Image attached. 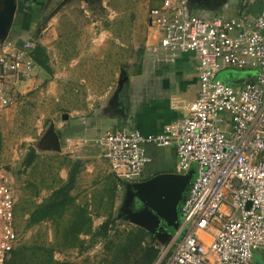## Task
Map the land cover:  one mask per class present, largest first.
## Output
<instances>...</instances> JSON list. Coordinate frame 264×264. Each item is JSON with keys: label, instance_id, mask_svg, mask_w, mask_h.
I'll use <instances>...</instances> for the list:
<instances>
[{"label": "built area", "instance_id": "built-area-1", "mask_svg": "<svg viewBox=\"0 0 264 264\" xmlns=\"http://www.w3.org/2000/svg\"><path fill=\"white\" fill-rule=\"evenodd\" d=\"M254 1L260 11L249 22L204 19L190 13L187 0H158L148 10L145 54L168 64L191 55L198 94L188 104L173 99L171 108L185 117L158 134L121 128L92 139L122 183L142 177L147 145L174 150L177 174L194 171L174 241L164 257L159 253V264H253L264 252V0ZM34 47L0 41V108L11 103L8 92L37 74ZM227 69L245 71L248 79L224 82L218 75ZM15 205L0 174V264L20 244Z\"/></svg>", "mask_w": 264, "mask_h": 264}, {"label": "rangeland", "instance_id": "rangeland-1", "mask_svg": "<svg viewBox=\"0 0 264 264\" xmlns=\"http://www.w3.org/2000/svg\"><path fill=\"white\" fill-rule=\"evenodd\" d=\"M52 1L45 3L44 7H52L47 11L45 19L40 22L42 28L40 31L38 30V33H34L33 39L30 38L29 42H35L38 34L47 28L48 22H45L49 20L48 15L50 12L57 5L63 3V0ZM70 1L71 3L66 4L65 7L70 8L75 4L73 0ZM85 1L91 11L88 12L87 16L92 23H88L86 27L79 24L83 22V19L81 14L76 11L69 15L64 34L68 36L69 41L71 40L69 38L73 39V35L78 36V34L85 35L87 39L96 38L101 44L99 50H93V46L89 42L76 46V44H71V41L65 47L64 45L59 46L58 49L62 53L60 54L62 58L59 59L56 56V48L55 50L51 48L52 43H45L43 46L48 56V65L51 66L53 72L47 74L39 67L40 75L39 77H37L38 74L35 75V78L37 77L36 89L16 100L15 98L12 100L10 96L11 103L3 107V116H1L0 121V174L6 178L15 194L17 206L15 224L20 236L19 246L29 242L38 244L53 242L54 233L51 224H41L27 228L25 221L28 214L25 211L27 207H30L31 202L32 204L40 202L49 195L51 188L58 186L62 181H66L71 162L82 164L73 195L76 196L78 205L87 208V212L92 219L93 229H96L105 221L109 212H112L114 222L111 225L112 229L109 231L111 238H114L112 234H115V232L121 233L135 227L129 223V213L124 206L125 189L109 173L110 170L104 159L101 157L69 156L62 149L64 142H62L60 136L62 129L59 127L63 122L62 117H66L70 112L69 102L77 100L75 98L78 93L69 92V84H77L80 79H83L86 82L87 90L91 92H94L95 89H97L96 92H99L109 86L116 89L122 71H124L127 78H130L133 88L138 85L140 80H143V84L145 83L142 76L149 77L152 72H159L164 69L163 64L168 63L160 60L162 56L154 59V57L146 55L145 51L144 55L140 56L147 33V12L149 8L158 5L159 2L151 0H104L103 7H99L101 1L99 3L97 0ZM191 2L194 4L191 6L192 11L190 13L204 19H212L217 16L234 19L229 17L240 14V10L238 9L237 12L236 7L239 0H190V5ZM88 19L85 20L88 22ZM96 21L100 22L97 29L94 25ZM80 28L83 31H80ZM114 40L119 41L120 45L112 43ZM17 42L18 39L15 43ZM19 42L21 43V41ZM80 53H82V57L79 61H70V58L78 57ZM68 65H71V67H68ZM71 70V74L65 76ZM171 73L167 72L166 76L171 83H174L175 80L172 79L176 77ZM245 75H247L245 71L227 69L220 72L218 78L228 82L244 78ZM35 78H32V80ZM184 79L186 77L183 74L180 80ZM155 81H158V79ZM188 86L184 89L183 85L174 84L167 89L168 92L161 93V96L176 95L187 103L192 102L199 91L196 72L194 71L188 79ZM156 87L158 88V85ZM88 94L90 93L78 94V96H86L85 98H87ZM116 96L117 91L114 90L110 100L114 102ZM191 99L193 100L189 101ZM108 111V114L116 113L113 105H110ZM178 115V119L185 117L184 113ZM173 116H177V113L174 112ZM50 125L59 135L61 150L58 152L45 149L40 145V140L44 137ZM127 127L130 128L131 126ZM31 148L38 154V159L35 161L34 166L24 169L22 161ZM152 154L153 162L149 167L156 171L155 175L176 172L177 157L174 150L171 148L153 149ZM114 184H118V187L115 189L110 211L108 203L110 192L107 190H110ZM94 203L99 205L93 206ZM178 221L180 222V219ZM175 231L168 230L169 236L157 232L167 241L166 243L155 237V235H149L146 244L156 246L161 253L160 257H162L172 245ZM81 239L88 242L90 237L81 236ZM103 245L104 241L102 240L97 241L86 250L66 249L62 252H56L54 259L70 264H104L105 258L111 260L112 257L104 251ZM257 254L264 260L263 251H259ZM159 263L160 261L155 262V264Z\"/></svg>", "mask_w": 264, "mask_h": 264}, {"label": "crops", "instance_id": "crops-1", "mask_svg": "<svg viewBox=\"0 0 264 264\" xmlns=\"http://www.w3.org/2000/svg\"><path fill=\"white\" fill-rule=\"evenodd\" d=\"M56 1L57 0H53L52 2ZM73 1L75 2L73 6H70V8H67L68 6H63L52 17H50L49 20L45 22H48L47 28H45L43 32L41 31L38 34V38L35 37V42H32L34 45H40L43 48V45L45 43H52L51 48L52 50H55L56 48V56L59 59L62 58V55H60L62 53H60L58 49L59 46L61 47L62 45H64L65 47L71 41V44H76V46L81 45L82 43L86 44L89 42V44L93 46V50H99V47L101 45L98 42L99 40H97L96 38L93 39L91 37V39H87L86 36L82 34H78V36L72 34L73 39L69 38L71 39L69 41L68 36L64 34V28L67 21L69 20V15L71 13H75L76 11L81 14V17L83 19V22L79 24H83L86 27L88 23H92L89 21L87 16L88 12L90 11V8L87 5L86 1ZM151 1L158 2V0ZM103 2L104 0H101V5L99 4V7H103ZM45 3L47 4L48 0H16V10L11 24L8 27L3 25L0 26V35L4 36V40L16 42V39H18L17 43H20L19 41H21L22 43L25 41H29L30 38L33 39L32 37L34 36V33H38V30L40 31V29L42 28L40 22L45 19L47 11H49L52 7H44L46 5ZM70 3L71 1L67 4ZM236 7L237 12L238 9L240 10V14L229 18H243L250 22L258 15L260 11L259 3L255 2L254 0H239V3ZM72 10L74 11L72 12ZM85 19H88V22ZM98 23L100 22L96 21L94 23L96 29L98 28ZM80 31H83L82 28H80ZM146 38L144 40V45L146 42ZM112 43L118 45L119 41L114 40V42ZM81 55L82 53H80L78 57L72 59L70 58V61H79L82 57ZM142 55H144V48L140 56ZM71 65H68V67H71ZM163 65V70H160L159 72H152L149 77L142 76L145 83L143 84V80H140L141 82H138L139 86L136 85L133 88L129 77L127 78L126 84H124L120 90L118 89V87L116 89H113L111 86H109L106 89H101V91L99 92H96L97 89H95L94 92H91L87 90L85 85L86 82L83 79H80L77 84H69V92H74L75 94L78 93L81 95L86 94L87 92L90 94H88L87 98H85L86 96L82 97L78 96L77 94L78 97L76 96L75 98V100H77L69 102L68 108L70 112L66 115V117H62L63 122L62 125L59 127L60 129H62L60 136L63 140L62 142H64V145H62L63 151H65L69 156L71 155L72 157L86 156L93 158H102L101 151L93 143L92 139L104 134L107 131L128 128L127 126H131L129 129L138 130L143 135H154L162 132L164 126L179 120L178 114L184 112L179 109H172L170 106V102L173 99H176L177 101L183 102L185 104L188 103L176 95L169 94V96L167 97L165 95L162 97L161 93H166L167 89L169 87L171 88L174 84L178 86L183 85L184 89L188 88V79L193 71L196 72L197 62L191 55L184 54L178 57L175 63ZM49 68L50 71L48 73L44 70L43 71L47 74L52 73L53 70L50 65ZM71 72L72 70L68 71L65 76L70 75ZM167 72H172L171 74L176 77L175 79H172L175 80L174 83H171L168 80V77L166 76ZM37 74V77H39L40 71H38ZM183 74L186 79L180 80ZM247 75L249 76V74ZM247 75H245L244 78H238L235 80L239 82L247 80ZM33 78H35V76ZM36 78L32 81H26L23 87L17 88L11 91L10 93L8 92L7 95L11 96L12 100L14 98L15 100L17 98H22L24 95L26 96L27 94L31 93L36 89ZM156 79H158V81H155ZM156 85H158V88L156 87ZM114 90L117 91V96L113 100L114 102H112V100H110V97L112 96ZM193 99L189 101H192ZM110 105H113L114 111H116V113L108 114V109L110 108ZM3 111V108L0 109V121L1 116H3ZM171 111L176 112L177 116H173L174 112ZM76 144V148L72 147ZM68 146L70 147L69 150ZM153 149L157 148L150 145L145 146L149 162L145 165L142 171V176L146 179L156 174V171L150 169L149 167L150 164L153 162ZM96 154H98V156H96ZM98 205L99 204L94 203L93 206ZM16 207L17 206L15 205V218ZM42 224L48 223L43 222Z\"/></svg>", "mask_w": 264, "mask_h": 264}, {"label": "trees", "instance_id": "trees-1", "mask_svg": "<svg viewBox=\"0 0 264 264\" xmlns=\"http://www.w3.org/2000/svg\"><path fill=\"white\" fill-rule=\"evenodd\" d=\"M32 57L42 70L47 73L50 71L48 56L42 46L35 45ZM37 159L38 154L31 148L25 155L22 166L24 169L30 168L34 166ZM81 168L80 162H71L66 181L51 188L49 195L40 203L32 204L31 202L30 207H27L25 211L28 214L25 221L27 228L39 226L43 222L51 224L54 233L53 242L50 244L29 242L18 245L11 252L7 264H70L55 260L54 254L66 249L86 250L102 240L104 251L112 257L111 260L105 258L104 264H155L160 251L156 246L146 244L149 233L145 230L132 227L125 232H115L112 234L114 238H111L109 231L112 229L111 225L114 224L112 212H109L100 226L93 229L87 208L78 205L76 196L73 195ZM118 184L122 185V182ZM118 184H114L110 190H107L110 192L108 196L110 211ZM105 204L107 205V202ZM81 236L90 237V240L86 242L81 239Z\"/></svg>", "mask_w": 264, "mask_h": 264}, {"label": "water", "instance_id": "water-1", "mask_svg": "<svg viewBox=\"0 0 264 264\" xmlns=\"http://www.w3.org/2000/svg\"><path fill=\"white\" fill-rule=\"evenodd\" d=\"M52 0H48V3ZM98 3L101 0H97ZM63 3L50 12L48 18L52 17L60 8L65 6L70 0H63ZM190 5V0H187ZM16 10V0H0V26H9L14 18ZM4 35V34H3ZM4 36L0 35V41ZM127 76L122 71L118 82V89L126 83ZM40 145L45 149L60 151L59 135L50 125L44 137L40 140ZM101 151V149L99 148ZM194 174L190 170L185 175L175 173H164L154 175L146 180L137 183H122L125 189L124 206L128 207L130 201H137L141 204V209L136 212H129V223L135 227L145 230L149 235H155L163 242H167L157 232L169 236L168 230H176L179 224V206L185 199V194ZM168 233V234H167ZM253 264H264V260L256 255Z\"/></svg>", "mask_w": 264, "mask_h": 264}, {"label": "flooded vegetation", "instance_id": "flooded-vegetation-1", "mask_svg": "<svg viewBox=\"0 0 264 264\" xmlns=\"http://www.w3.org/2000/svg\"><path fill=\"white\" fill-rule=\"evenodd\" d=\"M143 180H146L145 177H141L139 178V180L137 182H141ZM135 182V183H137ZM126 210L128 211V213L131 211V212H136L138 211L139 209H141V204L137 201H130V205L128 207H125ZM180 209V208H179Z\"/></svg>", "mask_w": 264, "mask_h": 264}]
</instances>
